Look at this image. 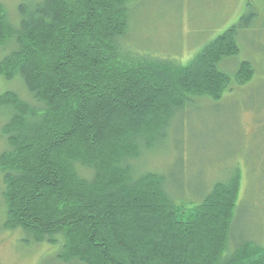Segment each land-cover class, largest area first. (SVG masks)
I'll list each match as a JSON object with an SVG mask.
<instances>
[{
  "label": "trees",
  "instance_id": "trees-1",
  "mask_svg": "<svg viewBox=\"0 0 264 264\" xmlns=\"http://www.w3.org/2000/svg\"><path fill=\"white\" fill-rule=\"evenodd\" d=\"M141 1L37 0L15 23L0 5V46L17 47L0 75L20 77L33 98L0 96L12 112L0 154L3 229L57 249L63 264H264V246L230 240L246 203L239 170L188 207L167 176L138 167L191 98L219 101L254 82L249 61L234 75L222 68L254 15L182 65L123 45Z\"/></svg>",
  "mask_w": 264,
  "mask_h": 264
},
{
  "label": "rangeland",
  "instance_id": "rangeland-1",
  "mask_svg": "<svg viewBox=\"0 0 264 264\" xmlns=\"http://www.w3.org/2000/svg\"><path fill=\"white\" fill-rule=\"evenodd\" d=\"M36 1L0 0V5L15 23L20 7ZM248 13L254 19L239 32L240 54L222 68L234 75L249 61L256 68L254 82L243 89L233 86L219 101L191 98L164 143L142 157L138 167L167 176L188 207L200 204L209 190L239 170V203H246L230 240L237 246L251 238L264 246V0H143L130 7L129 32L122 43L133 54L187 65ZM16 48L14 41L0 46V63ZM8 92L33 100L20 77L9 81L0 75V96ZM11 116L0 108V154L8 148L2 129ZM2 186L0 176V264H63L57 261V249L34 246L21 230L3 229Z\"/></svg>",
  "mask_w": 264,
  "mask_h": 264
}]
</instances>
